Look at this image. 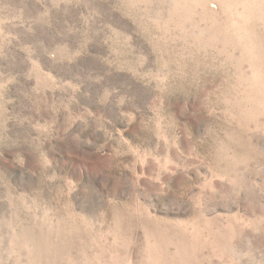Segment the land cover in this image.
Returning a JSON list of instances; mask_svg holds the SVG:
<instances>
[{
    "label": "rangeland",
    "instance_id": "1",
    "mask_svg": "<svg viewBox=\"0 0 264 264\" xmlns=\"http://www.w3.org/2000/svg\"><path fill=\"white\" fill-rule=\"evenodd\" d=\"M0 264H264V0H0Z\"/></svg>",
    "mask_w": 264,
    "mask_h": 264
}]
</instances>
